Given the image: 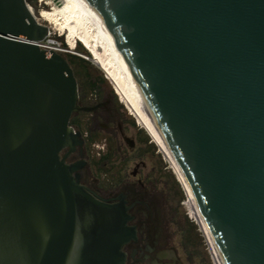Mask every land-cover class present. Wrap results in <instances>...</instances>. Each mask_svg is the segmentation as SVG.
Segmentation results:
<instances>
[{"label":"water","instance_id":"1","mask_svg":"<svg viewBox=\"0 0 264 264\" xmlns=\"http://www.w3.org/2000/svg\"><path fill=\"white\" fill-rule=\"evenodd\" d=\"M90 1L224 263L264 264V0ZM48 31L26 0H0V264H121L120 209L65 162L83 144L70 117L91 108L37 44Z\"/></svg>","mask_w":264,"mask_h":264},{"label":"flooded vegetation","instance_id":"2","mask_svg":"<svg viewBox=\"0 0 264 264\" xmlns=\"http://www.w3.org/2000/svg\"><path fill=\"white\" fill-rule=\"evenodd\" d=\"M76 80L77 105L91 109L75 111L70 117L69 125L80 133L83 144L65 162L74 165V174L89 193L120 209L126 231L121 264H209L201 258L195 237L176 221V208L159 196L149 173H144L143 161L135 163L131 177L120 171L107 175L113 158H119L118 168L128 161L125 154L111 155L113 143L119 145L120 138L131 148L135 143L125 135V119L115 95L101 92L99 82L92 86L87 80L83 84Z\"/></svg>","mask_w":264,"mask_h":264},{"label":"bare ground","instance_id":"3","mask_svg":"<svg viewBox=\"0 0 264 264\" xmlns=\"http://www.w3.org/2000/svg\"><path fill=\"white\" fill-rule=\"evenodd\" d=\"M39 1H41L43 6L39 11L40 17L56 25L59 30L66 34V42L71 50L75 49L77 43H81L93 55L94 62L105 71L139 122L158 145L176 172L177 178L180 180L187 194L191 212L197 218L216 264H225L200 213L190 185L142 95L136 80L123 60L114 39L107 30L93 3L90 0H51L53 6L46 9L44 4L47 0Z\"/></svg>","mask_w":264,"mask_h":264},{"label":"rangeland","instance_id":"4","mask_svg":"<svg viewBox=\"0 0 264 264\" xmlns=\"http://www.w3.org/2000/svg\"><path fill=\"white\" fill-rule=\"evenodd\" d=\"M26 1L28 6L32 9L37 21L48 26L50 38L63 44V46H61L63 49L61 53L65 58H67V54H74L85 59H87V57L91 59H87L91 63L90 66L92 67L89 70L90 74L88 76L85 74L84 68H81L78 65H70L76 70L78 81L83 84L85 80L88 81L90 79L97 78L98 75L102 74L105 79V83L100 81V91L103 93L112 92L121 106L122 118L125 119L126 124L125 135L133 139L135 144L134 147L131 148L124 143L121 138L118 141L120 146L116 142L113 143L111 155L115 153L117 155L125 154L127 155L128 161L124 162L123 166L118 168L119 158H113L111 160L110 171L107 175L120 171L122 175L124 174L131 177V171L135 167V163L143 161L146 164V168L143 171L144 173H149V177L154 182L153 185L156 187L159 196L176 208V221L184 227L187 234L195 237V246L199 251L201 258H203L204 261H207V263L213 264L210 255L211 253L209 251L206 238L204 237L205 235L203 236L202 230H200L201 228L199 229L200 225L197 224V218L191 212L187 194L180 180L177 178L176 172L172 168L169 161L165 158L158 145L153 141L149 133L139 122L136 115L132 112L131 108L117 91L105 71L94 62L93 55L90 54L83 45L78 43L75 49L71 50L66 42V34L59 30L56 25L40 17L39 11L43 8L41 1ZM52 6L53 3L51 0H47L44 4L46 9H49ZM85 89L86 88L84 87L83 91ZM101 175L104 176V173H101Z\"/></svg>","mask_w":264,"mask_h":264},{"label":"trees","instance_id":"5","mask_svg":"<svg viewBox=\"0 0 264 264\" xmlns=\"http://www.w3.org/2000/svg\"><path fill=\"white\" fill-rule=\"evenodd\" d=\"M78 44H81V43H78ZM66 59H67V61L69 62L70 65H78L79 67L84 68L85 69V74H87V76L90 74L89 70L92 67L90 66L91 63L87 59H85L83 57H80V56H77V55H74V54H67V58ZM72 69L74 71V75L76 76L77 75L76 70L74 68H72ZM100 81L102 83H105V79H104L102 74L98 75L96 80H95V78L88 80V82H90L92 84V86H94L98 82L100 83Z\"/></svg>","mask_w":264,"mask_h":264},{"label":"built area","instance_id":"6","mask_svg":"<svg viewBox=\"0 0 264 264\" xmlns=\"http://www.w3.org/2000/svg\"><path fill=\"white\" fill-rule=\"evenodd\" d=\"M37 44L41 47V48H43V49H46L47 51L48 50H54V51H57V52H62V48H61V46H63V44L62 43H59L58 41H56V40H54V39H51L50 38V31H48V35L45 37V39L44 40H42V41H39V42H37ZM190 215V214H189ZM191 216V215H190ZM192 217V216H191ZM196 221V220H195ZM198 224V223H197ZM199 226V225H198ZM199 229H200V227H199ZM201 230V229H200ZM203 233V232H202ZM203 236H204V234H203ZM205 237V236H204ZM206 238V237H205ZM206 242H207V240H206ZM207 244H208V242H207ZM208 248H209V244H208ZM209 251H210V253H211V250H210V248H209ZM211 255V259H212V261H213V264H216V262H215V260H214V258H213V255H212V253L210 254Z\"/></svg>","mask_w":264,"mask_h":264}]
</instances>
